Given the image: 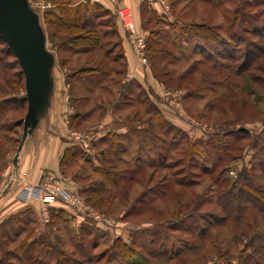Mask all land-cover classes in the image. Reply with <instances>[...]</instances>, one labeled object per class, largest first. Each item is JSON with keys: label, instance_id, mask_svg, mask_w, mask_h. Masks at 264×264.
Wrapping results in <instances>:
<instances>
[{"label": "rangeland", "instance_id": "rangeland-1", "mask_svg": "<svg viewBox=\"0 0 264 264\" xmlns=\"http://www.w3.org/2000/svg\"><path fill=\"white\" fill-rule=\"evenodd\" d=\"M57 2L16 0V8L34 25L45 62L55 61L54 75L62 63L67 74L88 72V84L79 75L71 80V97L77 99L72 106L82 113L95 109L97 115L100 104L111 105L129 125L124 135L110 133L95 146H78L76 160L63 167L81 188L102 184L106 203L94 208L85 202L110 223L84 219L65 204L69 195L85 200L81 191L60 190V206L53 207L25 200L31 185L22 186L16 200L24 208L0 212V264H264L263 214L232 205L228 218L219 207L242 173L264 185L259 172L264 152L253 149L264 139L259 117L264 102L249 78L259 82L264 75L251 70L236 78L225 68L239 62L224 61L216 52L227 49L238 57L245 45L259 43L254 33L264 27V0H167V14L159 6L166 21L145 14L143 29L148 35L157 31L167 53L148 61L162 85L151 97L139 95L136 86L125 91L123 83L113 27L118 21L130 34L118 19V10L127 8L139 36L132 10L120 7L112 14L97 0H71L98 5L87 19L99 32L100 49L84 53L83 42L69 46L68 35L55 26ZM46 68L29 83L17 57L0 41V199L17 183L28 100L38 101ZM126 102L133 107L126 109ZM145 120L151 125L148 136L136 131ZM92 131L74 132H91L95 141Z\"/></svg>", "mask_w": 264, "mask_h": 264}, {"label": "crops", "instance_id": "crops-1", "mask_svg": "<svg viewBox=\"0 0 264 264\" xmlns=\"http://www.w3.org/2000/svg\"><path fill=\"white\" fill-rule=\"evenodd\" d=\"M97 2L110 10L112 14L120 7L130 8L134 14V22L138 25L139 36L144 40L148 37V31L142 27L145 14L149 13L162 22L166 21L159 11L157 0H97ZM147 23H150L149 20ZM116 24L119 25V27H115L117 47L122 51L126 63L123 76V83L126 84L125 91L132 90V86H136L135 90L139 92V95L151 97V95L159 94L161 84L153 76L149 60L144 53H137L133 37L123 27H120L118 21ZM54 68L55 61L53 60L49 72L51 87L44 104L36 114L34 123L29 127L26 137L22 138L20 142V149L17 150V179L15 181L17 183H13L0 199L1 214H14L19 212V209L22 210L24 205L16 200L18 190L25 185L42 184L49 177H55L60 181V190L65 188L73 192L81 191L82 188L78 182L68 177L60 166L64 151H72L80 146L73 140L72 132L77 129L93 130L92 132L95 133L93 145H96L98 142L104 141L106 134L113 133L121 136L126 134L129 129V125L123 122L122 114L119 115L118 110L112 108L111 105L107 107L100 104L101 107L98 108L97 115L95 109L83 113L75 109L70 102L65 66L62 67L63 69L59 68L57 75H54ZM124 107L128 109L133 106L126 102ZM72 116L70 127L69 122ZM150 126V122L145 120L137 127L136 131L139 135L148 136ZM22 127L24 128V122ZM51 205L53 207L60 206L56 201Z\"/></svg>", "mask_w": 264, "mask_h": 264}, {"label": "trees", "instance_id": "trees-1", "mask_svg": "<svg viewBox=\"0 0 264 264\" xmlns=\"http://www.w3.org/2000/svg\"><path fill=\"white\" fill-rule=\"evenodd\" d=\"M58 1L55 3V7L57 8V11L59 15L55 16L54 24L59 29L64 31L68 37V45L72 46L73 43H79L83 42V44L79 47L82 48L81 52L89 53L92 52V50H95L94 48L100 49L98 47L99 44V32L96 31V27L93 25L92 22H90L87 18H89V11L92 6H98L96 4H90L88 2H80L77 5H72L70 3L71 0H56ZM85 4V5H84ZM145 10V9H144ZM81 18H84L81 21ZM88 20V21H87ZM148 21V20H146ZM203 26V25H202ZM201 27V26H200ZM196 27V28H200ZM205 29V31H210L207 27H202ZM146 30V28L144 27ZM201 31V30H200ZM113 34L116 35L115 27H113ZM256 38L258 39L259 43L249 44L250 46L245 45V48L243 49V52L241 55L236 57L235 53L224 50L223 52L216 51L218 56H223L222 59L224 61L226 60H232L239 62L237 67H226L225 70L234 73L235 77L241 76V74H244L245 71H251V70H258L264 75V27L259 33H254ZM257 34V35H256ZM206 36V37H205ZM204 38H201L204 42H207L208 35H205ZM215 34L212 33V40L215 38ZM116 37V36H115ZM96 40V41H95ZM2 42V41H1ZM95 42V43H94ZM5 44V43H4ZM145 56L149 59H151L152 55L155 54H167L166 51H164L161 47V39L159 38V33L152 29L150 31L148 37L145 41ZM205 44V43H204ZM226 48V47H225ZM123 60L124 64V70H123V76L126 68V63L124 60V55L122 51L119 49L118 59ZM116 60V59H115ZM115 60L112 62L114 63ZM62 67L65 66L64 63L61 65ZM88 72L85 70H79L77 73L74 72L72 74H67L66 76V84L69 87V95H70V102L71 105L73 102H75L77 99L71 98V88L73 87L71 84V80L75 79L77 75H79V80H82L83 83L88 84L89 79L87 77H84ZM229 80L231 83H233L234 77H232L231 73H229ZM249 76V75H248ZM250 82L252 85H256L258 87L254 94H258L260 102H264V81H256V79H253L250 77ZM254 80V81H253ZM235 88L238 87V85H234ZM260 118H264V110H261L260 112ZM73 119H70V127H71V121ZM160 119L156 122V127L159 126ZM149 131V130H148ZM118 136V135H117ZM94 144V141H93ZM92 144V145H93ZM95 146V145H93ZM92 146V147H93ZM258 148V149H257ZM253 149L258 152H264V139L261 141L260 144H255L253 146ZM77 149L66 150L63 153V156L60 161V166H62V171H64L63 167L71 164L74 160L77 158ZM100 154H103L102 152ZM259 172L262 175V179L264 181V157L261 155V158L259 159ZM254 177L252 175L241 174L239 175V179L236 181L238 186L235 185V187H232V190L228 191L226 195L224 196V199L226 200V203L223 205H220V209L224 212L225 216L229 218L231 206L234 205V207H241L242 204H245L243 206L245 207H253L256 208L257 212L260 214H263L264 216V185L258 184L255 185ZM104 190L102 189V184H94L92 187L82 188L80 193L86 194L85 201L93 206L95 208L96 204H102L106 203L104 197H101ZM233 192V194H232ZM229 203V204H228ZM264 219V218H263Z\"/></svg>", "mask_w": 264, "mask_h": 264}, {"label": "water", "instance_id": "water-1", "mask_svg": "<svg viewBox=\"0 0 264 264\" xmlns=\"http://www.w3.org/2000/svg\"><path fill=\"white\" fill-rule=\"evenodd\" d=\"M0 41L5 43L17 57L29 83L35 80L37 72H40L43 68L45 70V66L47 67L44 71L47 83L44 82L38 101L32 104L28 100L29 109L23 121L24 132L26 133L34 123L37 112L47 98L51 87L49 72L53 59L49 58L48 64L47 61L45 62V56L39 47L34 25L16 8V0H0ZM22 138H25V134Z\"/></svg>", "mask_w": 264, "mask_h": 264}, {"label": "built area", "instance_id": "built-area-1", "mask_svg": "<svg viewBox=\"0 0 264 264\" xmlns=\"http://www.w3.org/2000/svg\"><path fill=\"white\" fill-rule=\"evenodd\" d=\"M159 6L161 7L162 13L167 14L169 12V4L167 0H157ZM127 8H120L118 10V19L123 23L124 28L130 32V36L134 39L135 49L139 54H143L145 43L143 39L138 36L137 29L134 27L132 21V15L130 12L125 11ZM72 138L75 143L79 144L84 148H89L94 140V137L91 132H82V133H72ZM59 181L54 180L53 178H47V181L43 184L31 185L27 188V191L24 194V199L27 201L31 200H40L45 205L51 204L58 199L60 192ZM65 198V197H64ZM66 205L75 210L76 213L81 215L82 218L91 219L92 222L96 224L106 223L109 224L108 220L104 219L102 215L93 211L86 204L85 200L76 196L69 195L64 199ZM102 225V224H101Z\"/></svg>", "mask_w": 264, "mask_h": 264}]
</instances>
